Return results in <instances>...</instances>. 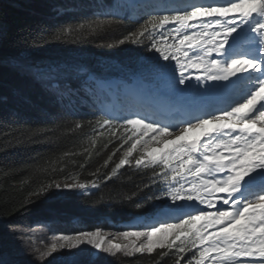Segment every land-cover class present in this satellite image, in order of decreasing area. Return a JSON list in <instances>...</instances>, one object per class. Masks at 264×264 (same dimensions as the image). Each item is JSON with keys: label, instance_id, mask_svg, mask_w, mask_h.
Here are the masks:
<instances>
[{"label": "snow or ice", "instance_id": "6c2138e0", "mask_svg": "<svg viewBox=\"0 0 264 264\" xmlns=\"http://www.w3.org/2000/svg\"><path fill=\"white\" fill-rule=\"evenodd\" d=\"M143 12L139 27L118 41L119 45H143L152 53L140 59L138 80L149 82L150 89L165 99L190 96L199 102L185 107V118L175 123L150 120L139 109L105 112L98 121L112 132L130 133L122 137L125 144L131 143L117 168L127 164L140 145L143 154L136 165L159 164L164 169L169 190L154 198L162 201L150 217L154 223L144 231L55 235L47 251L35 248L30 235L22 243L32 245L40 260L61 249H79L66 255L83 256L89 249L80 245H89L97 250L92 256L101 252L143 255L175 248L176 264H180L181 254L195 248L192 255L196 259L189 258L187 264H264V0H171L146 3ZM113 23L105 19L98 27ZM73 32L69 27L52 39L69 42ZM46 42L43 38L33 41L34 45ZM28 71L59 103L67 101L72 109L80 89L73 88L71 81L83 69L73 72L65 66L33 65ZM82 87L88 86L84 83ZM226 90L231 95L224 98ZM217 95L218 102H213L211 98ZM154 141L163 147H152ZM85 187L83 183L48 185L54 196ZM45 193L41 188L37 195ZM197 221L203 223L193 230ZM109 235L130 243H115L108 240ZM141 240L146 242L137 243ZM64 264L77 262L66 260Z\"/></svg>", "mask_w": 264, "mask_h": 264}, {"label": "trees", "instance_id": "16d2710c", "mask_svg": "<svg viewBox=\"0 0 264 264\" xmlns=\"http://www.w3.org/2000/svg\"><path fill=\"white\" fill-rule=\"evenodd\" d=\"M117 10L113 0H0V229L27 219H56L73 227L75 222L88 224L89 219L128 220L156 209L162 201L154 198L169 190L159 164L136 165L130 156L127 164L116 167L131 143L125 144L122 137L130 133L110 131L98 122L102 115L89 104L93 100L88 91L102 94L98 79H131L139 73L140 59L152 54L143 45H119L143 19H125L114 14ZM105 19L114 23L98 27ZM69 27L74 30L69 42L52 39ZM41 38L47 42L34 45ZM33 65L84 70L71 81L80 89L72 109L33 78L28 71ZM65 181L98 187L54 196L48 185L63 186ZM41 188L46 193L37 195ZM138 203L144 207L136 208ZM196 251L181 254L180 264L189 258L195 261ZM176 260L175 248L156 249L126 257L122 264H176Z\"/></svg>", "mask_w": 264, "mask_h": 264}, {"label": "rangeland", "instance_id": "374dc122", "mask_svg": "<svg viewBox=\"0 0 264 264\" xmlns=\"http://www.w3.org/2000/svg\"><path fill=\"white\" fill-rule=\"evenodd\" d=\"M138 78L134 79L132 83H129L126 80L120 78L110 79L105 82L106 85H110L114 90L122 89L131 91L133 93H138L139 90L145 89L141 82H138ZM123 85V87H121ZM151 95L156 94L153 91H150ZM145 95V93H144ZM190 102V101H189ZM108 109L113 110L112 106L107 103ZM110 114L109 111L104 110ZM103 111V112H104ZM185 125H181L184 127ZM178 130V129H177ZM149 135H155V133H150ZM174 139V138H168ZM152 147H163L162 144H158L155 141L151 145ZM143 154V146L138 145L137 150L133 152L132 157L135 163V160ZM147 157L146 161L147 162ZM136 164V163H135ZM63 184H72L76 182H61ZM86 187L85 189L80 190L81 192H89L93 190L92 183L81 182ZM178 203L183 204L185 209L188 208V205L184 201H179ZM204 207V206H201ZM194 211V210H193ZM195 214V213H194ZM100 227L98 228H85L83 231H100L102 233L114 234L121 231H144L147 230L145 225V219L136 218L132 221H119L102 218L98 220ZM170 222V221H169ZM177 220L171 221L170 223H177ZM203 221H197L196 225L193 226V230L199 227ZM159 226V225H156ZM79 234L72 226L67 223H61L55 219H32L24 220L16 226L4 227L0 229V262L3 264H64L66 260H75L77 263H84L87 261H93L102 264H122V260L131 255H125L123 252H118L115 256L100 253L98 256H92L90 253L97 250L93 249L89 245H80V248L87 247L89 249V254L79 256V257H69L67 253L77 252L79 249H61L52 255L47 256L44 260L39 259V252H34L32 245L22 243L26 239L27 235L32 237V244L35 248H38L40 251H47L50 248L52 243V237L55 235H71L75 236ZM108 240H113L115 243L126 244L130 243V240H124L123 238H114V236L109 235ZM146 241L141 240L137 243H144Z\"/></svg>", "mask_w": 264, "mask_h": 264}, {"label": "bare ground", "instance_id": "6f19581e", "mask_svg": "<svg viewBox=\"0 0 264 264\" xmlns=\"http://www.w3.org/2000/svg\"><path fill=\"white\" fill-rule=\"evenodd\" d=\"M150 91H153V93L155 92L154 90H152V89H146L145 90V95H144V97H147L148 99H150V98H152V96L153 95H151L150 94ZM157 94V93H156ZM229 94V95H228ZM230 94H231V91L230 90H226L225 92H223L222 93V96H226V95H228V97L230 96ZM163 97L162 96H160L159 97V101H161V99H162ZM212 99V101L213 102H218V99H219V97H218V95L217 96H214L213 98H211ZM174 101H176V99L174 98ZM190 100H189V98L188 97H183L182 98V101L180 102L181 103V106H182V113H183V118H185V116H186V113H185V111H184V108L185 107H187V108H191L192 106H194V103H193V101L191 100L190 102H189ZM167 103V102H166ZM180 103H176V102H174V106H168V109L170 110V112H172V113H175V114H177L178 113V108H179V106H176V105H180ZM169 104V103H168ZM170 105V104H169ZM172 123H175V121H173ZM178 131V130H177ZM167 138H175L174 136H172V137H167ZM166 222H169V221H166ZM171 222V221H170ZM169 222V223H170Z\"/></svg>", "mask_w": 264, "mask_h": 264}]
</instances>
